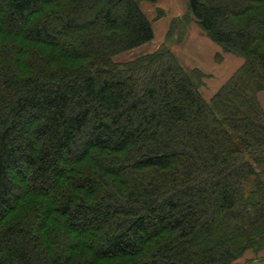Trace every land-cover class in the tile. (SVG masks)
I'll use <instances>...</instances> for the list:
<instances>
[{
  "label": "trees",
  "instance_id": "1",
  "mask_svg": "<svg viewBox=\"0 0 264 264\" xmlns=\"http://www.w3.org/2000/svg\"><path fill=\"white\" fill-rule=\"evenodd\" d=\"M0 0V264H239L264 250V0H187L241 67L206 100L141 3Z\"/></svg>",
  "mask_w": 264,
  "mask_h": 264
},
{
  "label": "rangeland",
  "instance_id": "2",
  "mask_svg": "<svg viewBox=\"0 0 264 264\" xmlns=\"http://www.w3.org/2000/svg\"><path fill=\"white\" fill-rule=\"evenodd\" d=\"M180 8L177 13H172L144 3L141 9L152 24L153 40L115 59L117 62H124L154 52L160 46H170L184 67L188 70L195 69L203 75L199 90L204 99L209 100L219 90L218 87L222 85L230 72L236 68L235 71H237L241 67L243 59L224 53L219 46L216 47V44L209 40L189 15L187 7L185 10L183 5ZM258 100L264 110V93L258 95ZM261 261L264 264V250L259 254L247 251L238 263L257 264Z\"/></svg>",
  "mask_w": 264,
  "mask_h": 264
},
{
  "label": "crops",
  "instance_id": "3",
  "mask_svg": "<svg viewBox=\"0 0 264 264\" xmlns=\"http://www.w3.org/2000/svg\"><path fill=\"white\" fill-rule=\"evenodd\" d=\"M180 2H181V0H158L157 2H156V4H154L156 7H158V8H160V9H162L163 11H167V12H178V11H180V7L183 5L184 6V10L186 9V7H187V0H183L182 1V5H180ZM144 3H141V6L143 5ZM171 8V9H170ZM184 12V11H183ZM216 47H218V45H216ZM237 69V68H236ZM236 69H232L233 71H235ZM233 71H231L230 72V74L226 77V79H225V81H223V83H222V85L230 78V76L232 75V73H233ZM222 85H220L219 87H218V89H220V87L222 86ZM217 89V90H218ZM216 90V91H217ZM215 91V92H216ZM214 92V93H215ZM210 99V98H209ZM262 262V261H261ZM261 262H258L257 264H263V262L261 263ZM250 264H253V263H250Z\"/></svg>",
  "mask_w": 264,
  "mask_h": 264
}]
</instances>
